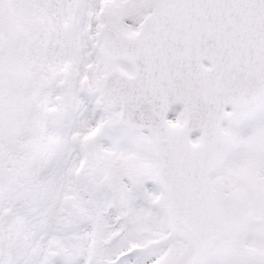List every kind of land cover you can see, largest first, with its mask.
Listing matches in <instances>:
<instances>
[{"label": "snow or ice", "instance_id": "snow-or-ice-1", "mask_svg": "<svg viewBox=\"0 0 264 264\" xmlns=\"http://www.w3.org/2000/svg\"><path fill=\"white\" fill-rule=\"evenodd\" d=\"M0 264H264V0H0Z\"/></svg>", "mask_w": 264, "mask_h": 264}]
</instances>
